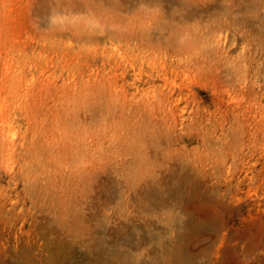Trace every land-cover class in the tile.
Here are the masks:
<instances>
[{
	"label": "rangeland",
	"instance_id": "rangeland-1",
	"mask_svg": "<svg viewBox=\"0 0 264 264\" xmlns=\"http://www.w3.org/2000/svg\"><path fill=\"white\" fill-rule=\"evenodd\" d=\"M53 263L264 264V0H0V264Z\"/></svg>",
	"mask_w": 264,
	"mask_h": 264
},
{
	"label": "bare ground",
	"instance_id": "bare-ground-1",
	"mask_svg": "<svg viewBox=\"0 0 264 264\" xmlns=\"http://www.w3.org/2000/svg\"><path fill=\"white\" fill-rule=\"evenodd\" d=\"M112 3H114V2H112ZM117 3V2H116ZM118 4V3H117ZM93 12V11H92ZM88 16H86V18H87ZM124 18V17H123ZM92 19V18H91ZM88 20V19H87ZM93 20V19H92ZM122 21V20H121ZM88 22H89V20H88ZM90 23H91V20H90ZM88 24V23H87ZM114 33V32H113ZM122 33V32H121ZM118 34V33H117ZM116 35V34H115ZM117 36V35H116ZM118 36H119V34H118ZM82 259V258H81ZM54 264V263H53ZM72 264V263H71Z\"/></svg>",
	"mask_w": 264,
	"mask_h": 264
}]
</instances>
